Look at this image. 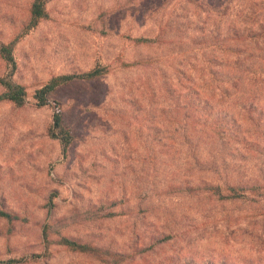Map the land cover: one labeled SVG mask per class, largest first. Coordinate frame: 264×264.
<instances>
[{"label":"rangeland","instance_id":"1","mask_svg":"<svg viewBox=\"0 0 264 264\" xmlns=\"http://www.w3.org/2000/svg\"><path fill=\"white\" fill-rule=\"evenodd\" d=\"M32 1L0 0V43L19 35ZM254 2L256 11L249 9ZM229 3L223 16L214 12L208 28L216 22L249 35L226 40L218 55L224 66L215 67L224 82L205 91L217 110L239 116L243 104L264 109V30L257 29L262 0ZM48 10L51 19L16 44L13 74L0 57V75L12 74L28 92L22 107L0 103V209L20 217L13 225L0 219V262L45 252L48 224L52 255L23 264H113L59 245L62 237L130 256L119 264H264V197L212 207L178 190L165 195L169 174L156 172L148 152L152 87L165 83L189 48L183 0H52ZM170 21L174 30L161 44L142 47L130 39L155 38ZM195 22L202 24L200 17ZM97 65L109 73L51 95L76 138L63 159L58 141L46 135L54 110L36 107L35 92L53 76ZM255 156L249 155L251 166ZM141 244L144 253L137 252Z\"/></svg>","mask_w":264,"mask_h":264},{"label":"trees","instance_id":"2","mask_svg":"<svg viewBox=\"0 0 264 264\" xmlns=\"http://www.w3.org/2000/svg\"><path fill=\"white\" fill-rule=\"evenodd\" d=\"M51 1L33 0L29 18L19 35L9 44L0 43V57L13 68L12 74L18 66L14 54L16 44L43 22L51 19L48 10ZM204 1L206 0H183L189 18L186 29L189 48L184 51L186 60L180 66L177 64L173 66L170 76H164L165 83H159L158 86L155 84L152 90L149 87L152 99L148 105L153 108L151 120L154 121V125L153 143L148 152L154 157L156 172L169 174L164 189L165 195L178 190L179 194L191 196L203 204L212 203V207H217L220 204L255 201L258 200L257 197H264V109L254 104H243L240 115L235 116L227 111L217 110L211 101L214 96L205 91L206 86L220 81L219 77H225V74L215 67L224 66V61L218 55L226 50L224 44L226 40L232 36L239 41L242 36L249 33L235 26L223 30L222 25L216 22L208 28V20L217 12L216 15L223 16V11L226 10V6L229 7L230 0L224 1L226 6L204 5ZM210 1L215 0H208V3ZM252 7L256 11L259 6L254 2L249 9ZM259 13L263 15L259 17L257 29L263 31L264 0ZM197 17L201 18V25H196ZM193 25L196 27L191 28ZM173 30L174 22L170 21L166 26L160 27L155 38L142 36L130 39L136 46L149 47L150 44H161ZM148 63L149 60L140 61L137 65ZM108 73V66L97 65L85 72L53 76L35 92L36 107H50L54 110L46 135L58 141L63 159L69 157L76 138L66 124L62 104L53 100L51 95L63 86L75 82H92ZM12 74L0 75V87L3 89L0 93V103L6 102L22 107L28 98L27 88L15 82ZM250 154H256L253 166L250 165L254 162L249 159ZM0 219L10 225L20 221L17 214L2 209ZM50 229L51 226L48 224L43 227L45 252L1 263L23 264L49 258L52 255L53 244L49 238ZM57 243L71 251L90 254L113 264H119L130 257L68 237H62ZM151 243L149 246L154 249L156 244ZM140 246L143 247L137 252H146L144 247L146 244ZM176 262L193 264L191 261L181 259H177Z\"/></svg>","mask_w":264,"mask_h":264},{"label":"water","instance_id":"3","mask_svg":"<svg viewBox=\"0 0 264 264\" xmlns=\"http://www.w3.org/2000/svg\"><path fill=\"white\" fill-rule=\"evenodd\" d=\"M0 264H2V263L0 262Z\"/></svg>","mask_w":264,"mask_h":264}]
</instances>
